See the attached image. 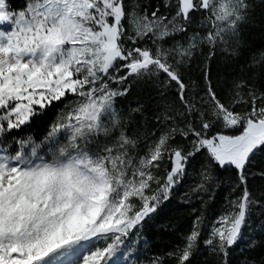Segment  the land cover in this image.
<instances>
[{
    "label": "rangeland",
    "instance_id": "obj_1",
    "mask_svg": "<svg viewBox=\"0 0 264 264\" xmlns=\"http://www.w3.org/2000/svg\"><path fill=\"white\" fill-rule=\"evenodd\" d=\"M116 1L30 0L10 17L0 0L4 121L18 126L34 106L66 90L77 94L45 141L46 151L55 146L49 159H26L0 147V264H161L167 256L151 247L141 221L153 214L152 191L163 181L161 163L175 133L151 134L140 145L124 133L113 104L117 92L107 85L114 79L107 68L121 57L117 23L122 17L125 65L133 80L161 78L157 85L164 88L174 84L164 72L176 74L182 59L202 45L226 48L256 0H194L199 20L184 35L186 21L171 0L156 14L140 10L134 0L123 9ZM253 108L264 112V102ZM222 116L225 129L236 127L237 116L224 111ZM245 126L237 135L207 140L220 165L242 171L263 142L264 117ZM255 207L258 201L245 193L230 202L204 229L205 248L237 243L244 249L256 243V233L264 237L262 222L248 219ZM195 236L177 247L176 260L193 251Z\"/></svg>",
    "mask_w": 264,
    "mask_h": 264
},
{
    "label": "trees",
    "instance_id": "obj_2",
    "mask_svg": "<svg viewBox=\"0 0 264 264\" xmlns=\"http://www.w3.org/2000/svg\"><path fill=\"white\" fill-rule=\"evenodd\" d=\"M29 1L3 0V5L7 15L13 17ZM127 2L131 0L116 1L120 9ZM173 2L186 21L180 34L184 35L199 20V8L194 0H171L169 4ZM134 3L148 13H164V0ZM248 7L244 22L228 37L226 48L214 43L202 45L190 58L182 59L176 74L164 72L174 83L164 88L157 85L161 78L133 80L125 65L123 18L117 23L115 39L121 57L107 68L108 75L114 76L107 85L117 92L113 104L124 133L138 145L157 132L175 133L170 139L171 149L161 163L159 182L163 181L155 184L152 191V197L157 199L153 214L141 221L151 247L167 255L161 264H264L261 233H256L254 245L244 249H238L237 243L226 244L220 250L203 245L208 223L244 193L246 198L258 201L249 221L260 220L264 225V140L250 154L242 171L232 165H220L206 147L207 140L215 135H237L248 122L264 117V112L253 108V104L264 102V0H256ZM133 45L148 51L144 45ZM76 96L75 91L66 90L42 106H34L28 119L13 127L4 121L0 110V147L6 148L8 154L20 152L26 159L42 155L49 159L55 146L46 151L45 141ZM223 111L237 116L236 127L225 129ZM56 138L59 141L61 134ZM193 232L196 247L183 260H176L174 251Z\"/></svg>",
    "mask_w": 264,
    "mask_h": 264
}]
</instances>
